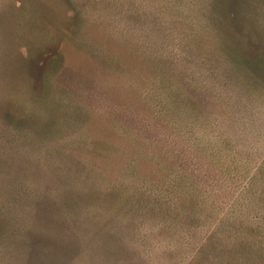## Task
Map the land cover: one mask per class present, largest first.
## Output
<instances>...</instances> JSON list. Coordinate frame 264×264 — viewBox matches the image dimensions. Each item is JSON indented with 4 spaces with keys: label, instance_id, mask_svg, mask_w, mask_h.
<instances>
[{
    "label": "rangeland",
    "instance_id": "obj_1",
    "mask_svg": "<svg viewBox=\"0 0 264 264\" xmlns=\"http://www.w3.org/2000/svg\"><path fill=\"white\" fill-rule=\"evenodd\" d=\"M0 264H264V0H0Z\"/></svg>",
    "mask_w": 264,
    "mask_h": 264
}]
</instances>
